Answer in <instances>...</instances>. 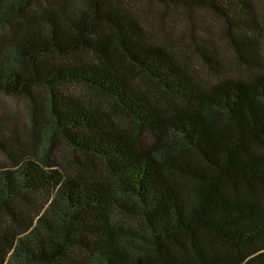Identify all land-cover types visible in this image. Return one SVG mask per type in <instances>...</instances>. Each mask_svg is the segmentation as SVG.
Masks as SVG:
<instances>
[{"label": "trees", "instance_id": "16d2710c", "mask_svg": "<svg viewBox=\"0 0 264 264\" xmlns=\"http://www.w3.org/2000/svg\"><path fill=\"white\" fill-rule=\"evenodd\" d=\"M145 1L222 20L252 77L202 87L122 0H0V98L29 106L24 139L0 105V264H264L258 13L252 0ZM55 136L104 174L64 173Z\"/></svg>", "mask_w": 264, "mask_h": 264}, {"label": "rangeland", "instance_id": "374dc122", "mask_svg": "<svg viewBox=\"0 0 264 264\" xmlns=\"http://www.w3.org/2000/svg\"><path fill=\"white\" fill-rule=\"evenodd\" d=\"M122 3L134 14L141 16L144 26L153 28L156 33L153 40L169 47L202 87L206 88L220 79H250L252 77L253 70L251 68L253 67L239 58L235 47L226 35V25L208 11L202 9L190 11L176 6L165 7L148 3L145 0H122ZM252 5L258 13L257 19L263 26V32L259 36V47L264 67V0H252ZM209 42L213 43V50H216L218 55L214 56L210 53ZM201 53L215 57V61L219 65L213 63L212 67L218 71H214L202 61ZM124 73L131 82L136 84L140 90L150 94L160 105L171 104L168 96L161 94L143 74L129 68L125 69ZM69 90L71 93L95 102L108 115L113 116V120L121 127H128L127 120L122 117L119 111H113L112 106L93 90L83 86H71ZM0 105L12 117H17L15 125L22 138L29 137L23 130V123L29 109L27 100L24 97H2ZM40 134L46 139L44 131H41ZM52 147L64 173L84 177H96L104 174V167L100 161L74 152L59 137L53 138ZM3 160L0 155V165Z\"/></svg>", "mask_w": 264, "mask_h": 264}]
</instances>
